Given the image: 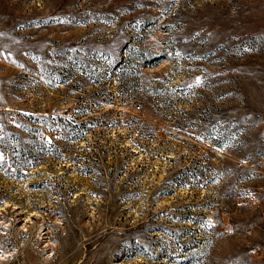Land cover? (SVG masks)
Masks as SVG:
<instances>
[{
    "label": "rangeland",
    "instance_id": "obj_1",
    "mask_svg": "<svg viewBox=\"0 0 264 264\" xmlns=\"http://www.w3.org/2000/svg\"><path fill=\"white\" fill-rule=\"evenodd\" d=\"M0 252L264 264V0H0Z\"/></svg>",
    "mask_w": 264,
    "mask_h": 264
},
{
    "label": "built area",
    "instance_id": "obj_2",
    "mask_svg": "<svg viewBox=\"0 0 264 264\" xmlns=\"http://www.w3.org/2000/svg\"><path fill=\"white\" fill-rule=\"evenodd\" d=\"M140 107H141V106H140L139 104H136V105L134 106V109H135V110H139Z\"/></svg>",
    "mask_w": 264,
    "mask_h": 264
},
{
    "label": "bare ground",
    "instance_id": "obj_3",
    "mask_svg": "<svg viewBox=\"0 0 264 264\" xmlns=\"http://www.w3.org/2000/svg\"><path fill=\"white\" fill-rule=\"evenodd\" d=\"M1 253V252H0ZM1 255V254H0ZM3 256H5V254L3 253Z\"/></svg>",
    "mask_w": 264,
    "mask_h": 264
}]
</instances>
